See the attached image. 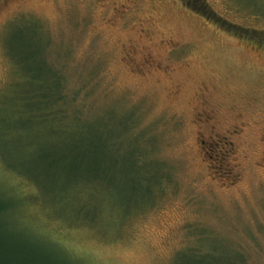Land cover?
<instances>
[{"label":"rangeland","instance_id":"obj_1","mask_svg":"<svg viewBox=\"0 0 264 264\" xmlns=\"http://www.w3.org/2000/svg\"><path fill=\"white\" fill-rule=\"evenodd\" d=\"M207 1L236 25L232 31L185 0H0V111L26 108L12 92L25 73H17L7 44L38 25L48 59L65 66L70 86L94 80L79 100L84 96L88 109L99 105L103 116L94 114L101 119L135 114V130H150L155 156L174 166L154 203L127 223L123 210L133 199L124 194L131 190L117 182L102 234L57 218L69 207L60 193L43 194L44 209L35 187L6 169L0 152V183L22 199L13 215L24 221L20 229L52 239L83 264H189L183 249L212 240L221 246L219 257L242 249L253 264H264V47L237 32L264 30V0ZM26 38L16 46L22 49ZM114 119V127L129 123ZM113 203L121 206L112 210Z\"/></svg>","mask_w":264,"mask_h":264},{"label":"trees","instance_id":"obj_2","mask_svg":"<svg viewBox=\"0 0 264 264\" xmlns=\"http://www.w3.org/2000/svg\"><path fill=\"white\" fill-rule=\"evenodd\" d=\"M185 1L194 9L199 5L207 11V19L217 21L230 31L235 28L236 25L218 16L207 0ZM38 27L26 26L28 32L19 31L10 45L7 44L17 73H25L23 80L13 83L12 92L26 108L21 110L14 106L0 111V152L7 156L5 160L2 155V161L7 170L35 187L33 197L44 209L47 207L43 194L53 193L57 199L60 193L58 200L68 199L69 207L66 214L63 212L57 218L71 226L82 225L104 234L109 217L105 202L110 192L119 188L117 182L131 190L124 194L133 199L123 210V222L127 223L135 213L154 203L163 190L164 181L172 180L174 166L155 156L158 140L150 130H135L136 124L132 122L135 114L110 112V116L101 119L95 114L103 116V110L95 103H90L89 109L96 107L89 111L84 96L81 102L79 95L86 88L84 84L94 80L83 84V80H79L77 86H70L72 81L65 66L58 67L48 59V45ZM237 30L244 39L264 47V30L246 27H237ZM24 38L27 41L20 49L16 44ZM25 64L31 65L27 71ZM86 95L89 94L86 92ZM115 115L123 119L124 124L129 123L114 127ZM47 138L53 141L43 140ZM34 140L39 147L36 152L31 150ZM125 163H131V172L121 170ZM15 193L0 183V264H83L81 256L74 255L70 249L52 239L41 241L34 236L37 235L34 231L18 227L24 221H16L18 217L13 216L17 215L22 202ZM145 196H150L148 201L144 200ZM116 206L121 205L113 203L111 209ZM111 218L115 219L112 214ZM124 223L121 222V227ZM197 232L201 242L207 231L204 228ZM201 243L184 248L182 258H190L189 264H253L242 249H233L231 255L222 258L218 256L221 246H215L214 240Z\"/></svg>","mask_w":264,"mask_h":264}]
</instances>
